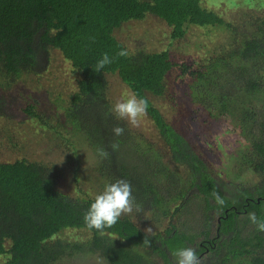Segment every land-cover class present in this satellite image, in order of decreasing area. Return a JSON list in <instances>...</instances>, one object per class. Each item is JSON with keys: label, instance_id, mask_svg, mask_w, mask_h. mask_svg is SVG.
<instances>
[{"label": "trees", "instance_id": "trees-1", "mask_svg": "<svg viewBox=\"0 0 264 264\" xmlns=\"http://www.w3.org/2000/svg\"><path fill=\"white\" fill-rule=\"evenodd\" d=\"M257 4L256 13L246 12L245 20L234 22L204 0H0V86L10 88L23 76L40 74L42 59L46 62L49 51L58 50L79 75L67 116L89 135L95 153H108L97 156L100 168H107L108 182L127 180L138 211L152 212L154 218L168 216L169 204L191 193L201 197L204 211L198 233L171 219L163 232L146 233L139 226L141 217L128 213L103 232L89 229L83 215L93 197L77 200L59 193L51 167L25 158L0 159V264H55L90 253H99L108 264H175L173 252L180 247H192L199 258L207 251L210 256L200 264H264V232L248 220L249 213L264 217V1ZM147 14L162 19L172 39L183 37L189 25L228 32L227 42L212 54L180 67L186 95L195 105L193 116L202 110L212 120H229L245 142L237 154L233 186L210 170L149 97L167 92V75L177 65L169 51L130 53L115 37L123 23ZM122 49L126 56L119 55ZM103 53L112 62L96 71ZM109 73L148 102L146 113L161 139L160 149L111 112ZM22 110L46 124L35 104ZM115 126L124 129L121 135L113 133ZM169 164L182 168L185 179L176 177ZM245 167L257 178L248 186L236 182ZM214 194L224 203L218 204ZM67 229H85L90 235L84 241L62 238Z\"/></svg>", "mask_w": 264, "mask_h": 264}, {"label": "rangeland", "instance_id": "rangeland-1", "mask_svg": "<svg viewBox=\"0 0 264 264\" xmlns=\"http://www.w3.org/2000/svg\"><path fill=\"white\" fill-rule=\"evenodd\" d=\"M260 1L264 0H204V4L219 12L225 19L238 22L245 20L246 12L256 13L255 9ZM170 32L171 28L162 19L147 14L142 20L123 23L114 34L130 53L137 49L150 53L162 49L169 51L171 60L177 65L167 75V92L163 97H149L164 118L189 139L198 153L207 160L210 170L229 182V186H233V174L239 167L237 154L241 147L246 146L245 142L231 121L212 120L202 110L193 116L195 105L186 95L187 80L185 76H181L180 67L190 66L195 60L212 54L215 46L227 42L228 32L222 28L196 25L187 26L185 35L178 39H172ZM40 66V74L23 76L10 88L0 86V159L13 161L25 158L51 167L56 171L55 188L59 193L77 200L92 198L108 183L104 177V170L107 168H100L98 154L93 150L89 135L83 133L67 116L69 99L79 75L55 49L49 51L47 61L42 59ZM106 76L108 97L112 104L131 92L116 73ZM27 104H35L43 113L46 124L42 125L25 115L22 108ZM126 122L132 131L154 148L161 146V139L147 113L136 125ZM135 162L136 160L133 161ZM169 165L176 177L185 179L182 168ZM241 172V179L236 181L240 185L248 186L257 181L248 168H243ZM202 206L201 197L191 193L183 200L171 202L168 216L154 218L152 212H139L141 209L135 202L132 212L128 214L133 219L138 215L141 217L139 226L146 233L163 232L170 219L178 227L181 226V229L198 233L204 220ZM176 207L180 209L177 212ZM215 225L214 220L211 235L215 232ZM89 235L85 229H67L61 237L84 241ZM208 256L210 254L206 251L199 259L207 260ZM55 264L108 262L99 253H90L65 257Z\"/></svg>", "mask_w": 264, "mask_h": 264}, {"label": "clouds", "instance_id": "clouds-1", "mask_svg": "<svg viewBox=\"0 0 264 264\" xmlns=\"http://www.w3.org/2000/svg\"><path fill=\"white\" fill-rule=\"evenodd\" d=\"M127 54V51L123 49L119 52L120 56ZM111 62L110 56L103 53L101 58L96 61L94 70L99 71ZM147 108L148 102L143 97H138L134 92H129L111 106V112L116 118L124 119L132 125H136L146 113ZM112 131L119 136L124 129L115 126ZM115 147L116 145H113V148ZM97 152L101 158L108 155L103 149H97ZM214 195L218 204L224 203L218 194ZM133 205L134 197L132 196L131 184L125 179H116L106 183L102 190L94 195L83 215V220L89 229L103 232L104 229L116 224L122 214L132 212ZM248 220L256 226L258 231L264 232V217H257L255 213H249ZM173 256L175 264H200V259L192 247L177 248L174 250Z\"/></svg>", "mask_w": 264, "mask_h": 264}, {"label": "flooded vegetation", "instance_id": "flooded-vegetation-1", "mask_svg": "<svg viewBox=\"0 0 264 264\" xmlns=\"http://www.w3.org/2000/svg\"><path fill=\"white\" fill-rule=\"evenodd\" d=\"M210 239H212L213 240V238L212 237H210ZM207 241V240H206ZM209 241V240H208Z\"/></svg>", "mask_w": 264, "mask_h": 264}]
</instances>
